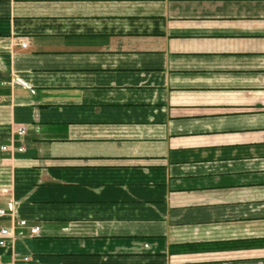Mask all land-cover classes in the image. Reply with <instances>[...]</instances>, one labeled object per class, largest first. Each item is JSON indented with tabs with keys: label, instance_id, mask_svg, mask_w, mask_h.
<instances>
[{
	"label": "crops",
	"instance_id": "crops-1",
	"mask_svg": "<svg viewBox=\"0 0 264 264\" xmlns=\"http://www.w3.org/2000/svg\"><path fill=\"white\" fill-rule=\"evenodd\" d=\"M0 82V264H264V0H0Z\"/></svg>",
	"mask_w": 264,
	"mask_h": 264
},
{
	"label": "built area",
	"instance_id": "built-area-1",
	"mask_svg": "<svg viewBox=\"0 0 264 264\" xmlns=\"http://www.w3.org/2000/svg\"><path fill=\"white\" fill-rule=\"evenodd\" d=\"M0 84H2L3 85V83H1L0 82ZM2 100V97H0V101ZM23 134H25V130L24 129H19L18 130V135H23ZM9 149V147H7V146H4L3 147V150H8ZM24 149L23 148H19L18 149V151H23ZM0 214H6V212L5 211H0ZM39 232V228L38 227H33V228H31L30 229V231H29V233H30V235H32V236H34V235H36L37 233ZM10 234H11V232H10V230L9 229H7V228H2L1 230H0V246H7L8 244H9V236H10ZM24 260H28V258H25Z\"/></svg>",
	"mask_w": 264,
	"mask_h": 264
}]
</instances>
